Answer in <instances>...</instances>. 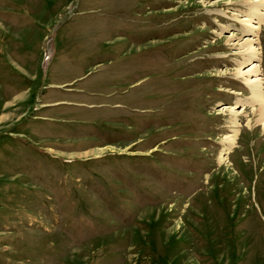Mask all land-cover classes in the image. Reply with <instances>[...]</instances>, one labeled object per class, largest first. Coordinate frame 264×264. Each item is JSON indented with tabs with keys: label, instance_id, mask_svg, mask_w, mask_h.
Here are the masks:
<instances>
[{
	"label": "rangeland",
	"instance_id": "1",
	"mask_svg": "<svg viewBox=\"0 0 264 264\" xmlns=\"http://www.w3.org/2000/svg\"><path fill=\"white\" fill-rule=\"evenodd\" d=\"M262 2L0 0V264H264Z\"/></svg>",
	"mask_w": 264,
	"mask_h": 264
},
{
	"label": "bare ground",
	"instance_id": "2",
	"mask_svg": "<svg viewBox=\"0 0 264 264\" xmlns=\"http://www.w3.org/2000/svg\"><path fill=\"white\" fill-rule=\"evenodd\" d=\"M259 4V3H258ZM259 6L264 7V3L262 2V4L259 5H254L253 7H255L250 14L248 15V19L245 18L243 20V25H246L248 27L249 30H258L259 26L255 25L254 21H255V17L253 15V11L257 10L259 11ZM252 13V14H251ZM264 16V14H261ZM247 17V16H245ZM256 40H251V42L248 43V61H250L251 59H255L257 57V51L259 49L256 48V46H254L253 43H255ZM260 66L258 64H256L255 66H253V68L246 74H243L242 69H239L236 73L237 77L241 78L243 80V82L247 85V87L249 88L251 95L249 97V101L254 104L253 106H258V119L255 121V126L251 128H261V130L264 132V88L262 86L263 81L262 78L260 77ZM233 124L235 125V130H233V136L227 137L225 139V143L226 146L229 145V149L235 145L236 142V138L238 135V129H237V115L234 116L233 119ZM239 126V125H238ZM251 129V130H252Z\"/></svg>",
	"mask_w": 264,
	"mask_h": 264
}]
</instances>
